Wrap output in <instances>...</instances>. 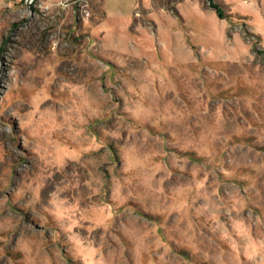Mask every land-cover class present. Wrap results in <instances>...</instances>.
<instances>
[{"label": "clouds", "instance_id": "obj_1", "mask_svg": "<svg viewBox=\"0 0 264 264\" xmlns=\"http://www.w3.org/2000/svg\"><path fill=\"white\" fill-rule=\"evenodd\" d=\"M0 264H264V0H0Z\"/></svg>", "mask_w": 264, "mask_h": 264}]
</instances>
